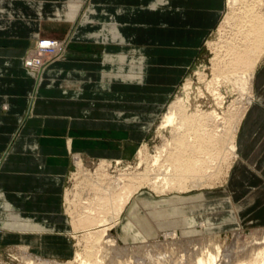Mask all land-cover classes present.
<instances>
[{
  "label": "crops",
  "instance_id": "crops-1",
  "mask_svg": "<svg viewBox=\"0 0 264 264\" xmlns=\"http://www.w3.org/2000/svg\"><path fill=\"white\" fill-rule=\"evenodd\" d=\"M172 1L175 0L169 2L172 10H182L183 13L178 14L172 11L173 15L168 13L166 17L170 18L162 21L165 24L163 29H178L175 32L163 31L160 40H151L149 39L152 37L151 33L145 28L134 30L133 22L127 23L125 19L119 21L115 16L124 37L121 41L79 40L75 47L82 46V49L78 47V50L81 53L92 55V58H71L68 50L64 57L46 64L37 79V76L29 75L22 64V57L27 47L31 46L37 37H55L47 34L21 36L15 32L12 34V31L10 33L0 32V220L4 219L3 203L6 202L12 210L34 220L45 218L49 222L58 221L56 216L62 214L59 206L61 188L64 177L72 165L71 155L78 153L85 161L100 157L121 158L126 155V142L124 141L137 140L138 138L134 136L141 137L145 134L146 126L150 124L153 117L151 115L154 114L153 112L159 113L167 104L170 93L189 65L190 54L197 49L198 44L194 45L191 41L192 33L184 30L186 24L184 22L191 23L189 24L191 28H196L198 24L197 26L202 30L207 29L205 18L196 7H185L180 4L174 6ZM3 4H0L4 9H0V15L4 17H0V22L5 20L7 14ZM140 9L147 8L142 6ZM123 17L129 16L124 15ZM144 17L145 15L142 19ZM27 27L32 26L27 25ZM4 29V26L0 28L1 31ZM101 35L104 38V27ZM103 56L111 61L110 67L128 69L126 72H109V76L114 79L117 77L126 80L133 79L143 91L146 85L148 89L150 88L147 90L148 94L141 91L146 98L143 101H121L122 104L131 107L135 103L140 109L147 110L144 114L149 115L147 121L135 119L131 115L122 117L124 113L116 111L117 102L115 100L104 102L97 100L101 93L98 88L102 85L100 82L102 78L107 77V74L101 72L100 58ZM260 63L255 71L254 88L259 86L258 75L260 77L264 72L263 62ZM149 77L151 80H145ZM152 78L155 80L152 81ZM127 83L132 82L127 81ZM263 92L264 86L262 89L257 88L254 100L257 99L258 102L253 100L247 108L237 135L239 167L234 173L236 178L241 177V174H246L247 177H244L243 182L249 185L243 183L242 187L238 183L227 182L217 193L204 194L205 199L203 200H199L201 193H197L189 197L182 196L183 198H179L181 202L176 201L177 204L182 205L184 204L182 202L186 201L192 202L188 204L193 205L200 203L199 212L208 214L211 218L214 213L221 216L226 213L224 211L215 212L222 209L207 208L208 201L216 200L218 201L215 202L216 205L222 206L225 203L227 207L232 202L233 210L235 212L238 210L236 212L238 220L250 217L264 220V172L259 169L263 162L261 158L264 157ZM108 93H111L110 89ZM101 108L107 109V112L101 113L99 111ZM117 112L120 115H117ZM118 117L121 119L119 124ZM134 124L140 128H134ZM251 157L260 159L250 161ZM258 161L259 166H257ZM227 189L229 190L228 197ZM219 193L223 196L221 199H217ZM140 197L142 195L139 194L136 197L138 204L145 208L152 205V208L147 211L154 209L158 213L165 210V207L157 209L156 205L169 204V198H171L162 197L158 200H149ZM173 198L176 199V197ZM144 199L149 203L141 204ZM54 208L58 210L53 211ZM256 208L259 209L257 213L259 216L253 218L252 212ZM198 210L194 209L192 212L197 213ZM136 212L137 203L131 200L125 214L129 219L138 221L140 236L133 230L134 226L130 221H126L121 226V231L122 227H130L127 233L130 232V235L134 237L132 241L137 238L143 240L153 238L155 236L154 227L158 231L177 227L175 221L164 217L156 218L155 226L152 227L144 218L139 219ZM42 215L45 217H38ZM193 218V216L187 217L182 221L186 219L188 222L184 223L192 225L194 224ZM205 221H209L207 217ZM160 222L165 223L166 227L159 229L157 223ZM148 232H150V237H148Z\"/></svg>",
  "mask_w": 264,
  "mask_h": 264
},
{
  "label": "rangeland",
  "instance_id": "rangeland-1",
  "mask_svg": "<svg viewBox=\"0 0 264 264\" xmlns=\"http://www.w3.org/2000/svg\"><path fill=\"white\" fill-rule=\"evenodd\" d=\"M229 0H175L172 1L174 6H178L179 4L185 7L197 8V11L202 14L206 21V31L202 30L197 26L196 28L189 27L191 23L185 24L186 31L191 32V41L192 44L197 45V49L195 52L191 53L189 56V65L182 73L180 79L178 80L177 84L175 85L173 91L170 93L167 104L159 111V113L152 114L154 116L150 120V124L145 129V134L141 137H137V140L133 141H124L126 147V155L122 156L121 158H114V159H107L100 157L94 160H82L81 156L78 153H73L71 155V162L69 170L67 171L64 181L62 184L61 190V198L59 199V206L60 212L62 214L57 215L56 218L59 219L58 221L49 222L45 218L40 220H34L31 217L24 216L16 212L15 210H9L4 208V219L0 220V264H25L24 260H21L20 250L23 247H27V253L30 254L31 257H38L41 259L46 260H53L60 264H64L66 262H74V255L77 250H81L84 246L81 240H84L83 230H76L75 229V222L71 213L67 211V203L65 201V193L74 189L77 184H83V174L78 173L76 168V162L81 161L83 167L88 170L91 174L97 168L99 162L101 160H106L111 163L110 167L108 168V173L111 176H117L118 173H133L135 170L138 172H142L144 170V165H140V160L138 158V151L142 145H146L147 148L151 151L153 147L160 144V140L155 136L156 133V126L160 121V117L162 113H165L167 110V106L175 101L176 98H183L184 92L183 88L187 81L191 84L189 95H190V107L189 113H194L196 108L200 106L203 112H212L216 111L221 117L223 115L229 116L230 113L235 112V107H239L241 104L239 102V94L235 91L230 84H227L225 81L217 83L214 87L218 89V93L221 95V105H217V101L215 97L212 95L210 90L206 88V82H209L213 79L214 73L212 72V65L213 61L216 58L214 63H220L222 66L223 60L227 59V55H225L224 49H220V51L214 50V46L211 48L209 44H217L220 42L221 33L219 32L220 26L223 23L226 14L229 13L228 2ZM170 0H0V4L4 5L5 10L7 11L6 17L4 21L0 22V26H4V30H0V32L6 31V33H10L12 31L23 35H51L55 38H47V37H37L35 42L38 40H54L57 44V50L53 53H45L44 55L37 54L34 51L35 42L28 46L25 54L22 57V64L29 73V75L37 76L43 70V68L51 62L52 60H57L60 57H64L66 51L71 53L69 57L71 58H82V57H90L92 55H87L86 53H81L82 46L78 50V47H75L76 42L79 40H95V41H121L124 37L120 32V26L118 21H124V19L128 22H133L135 24L134 30L137 28L146 29L151 33L152 37H149L151 40H160L163 31H170V33L175 32L178 29H163L164 23L163 19L170 18L166 17L169 15H173L171 12L175 11L178 14L183 13V11H179L178 9L172 10L170 5ZM249 4L247 6H254L257 12L264 13V0H248ZM246 3V2H245ZM254 4V5H253ZM144 6L147 9L141 10L140 8ZM243 6V2L240 0H233L232 2V10H240ZM1 7V6H0ZM0 9H3L2 7ZM4 10V9H3ZM9 14V15H8ZM129 16L124 18L123 16ZM145 15L144 19L142 17ZM116 16V17H115ZM201 16V15H200ZM3 18L4 16H1ZM27 25H31V28H28ZM15 26V27H14ZM0 27V28H1ZM103 27L105 31V36L103 38ZM198 27V28H197ZM14 28V31H13ZM182 30V31H184ZM230 31L228 28L226 29V33H224L225 37H231L229 35ZM175 35V34H174ZM189 35V34H188ZM237 35V34H236ZM235 35V36H236ZM159 36V37H158ZM223 36V35H222ZM182 37H185L182 35ZM202 38V39H201ZM193 39V40H192ZM170 41V40H167ZM179 41V40H175ZM183 41V40H182ZM188 41V40H184ZM200 41V42H199ZM78 51V52H77ZM80 51V52H79ZM223 52V53H222ZM79 53V54H78ZM220 55H218V54ZM83 55V56H81ZM108 55V54H107ZM215 55V56H214ZM218 55V56H217ZM41 62V67L38 69H29L24 65V62L29 57H37ZM92 56V57H91ZM106 56V55H105ZM105 56L101 57L102 65H101V72L107 74L106 78H102V82H100V95H98V99L100 102L108 101V100H115L116 104V111H121L122 117L124 115H131L135 119H139L142 121H147L149 119V115H144L147 113V110L140 109L137 107L138 105L133 103V107L130 105L122 104L121 101H143L144 95L141 94V87L135 83L132 79H125L119 78L116 79L109 76V72H123L128 71L124 69H119L117 67L112 68L110 67V62L105 58ZM96 57V56H94ZM226 59H223V58ZM97 58V57H96ZM214 58V59H213ZM264 58V57H263ZM128 62V60H127ZM264 65V59L261 61L260 64ZM262 65V66H263ZM117 66V65H116ZM202 68V73L204 76L203 81H199L198 76L194 72V69ZM223 69H221L222 71ZM194 72V73H193ZM261 74V73H260ZM112 75V74H111ZM116 77V76H115ZM259 78V86L261 89L264 86V72L258 75ZM40 79V77H39ZM103 79H105L103 81ZM154 81L155 78H152ZM188 79V80H187ZM145 80H151L149 77ZM187 80V81H186ZM101 81V79H100ZM130 81L132 83H127ZM151 81V82H152ZM111 82V83H110ZM111 84V85H109ZM136 84V85H135ZM151 84V83H150ZM150 86V85H148ZM254 86V84H253ZM231 87V88H230ZM257 87V88H258ZM254 88V87H253ZM257 88H254L253 95H255ZM111 90L109 94L108 91ZM150 89V88H149ZM147 85L144 87V94H148L147 90H149ZM183 89V90H182ZM233 89V90H232ZM116 90V92H115ZM231 90V91H230ZM234 91V92H233ZM238 94V95H237ZM264 95V92H263ZM143 96V97H142ZM110 97V98H109ZM255 98V96H254ZM237 99V100H236ZM238 102V103H237ZM253 102V101H252ZM254 102H258L257 99ZM239 104V105H238ZM101 113L107 112V109L103 110L101 108L99 110ZM98 112V110H96ZM119 112H117V115ZM127 113V114H125ZM225 116V117H226ZM119 120L118 117V124ZM140 122V121H136ZM137 124V123H136ZM138 125H140L138 123ZM134 124V128H138L139 126ZM142 127V126H141ZM140 128V127H139ZM140 139V140H139ZM254 159V161L260 159L258 157H251L250 161ZM263 162L259 166L264 172V157L261 158ZM119 161L116 164V161ZM238 159L232 166L231 170L229 171L226 180L222 184H215L211 189L208 188H194L193 190L183 192V193H168L165 195H156L151 190L147 189L146 187L140 188L136 194L133 195L132 201L137 203V212L136 215L139 219H145L149 225L152 227L155 226V219L159 217L168 218L173 220L174 223H177V227H173L170 229H166L164 231H158L154 227V234L153 238L148 240H143L141 238H137L135 240L130 232V227H122L121 226L126 222L130 221V223L134 226L133 230L140 236V231L138 227V221L132 220L131 218L126 216V209L129 206V203L125 206L123 211L119 217V224L113 225V229L111 228V233L116 240L117 243V254L120 252L127 251L129 249L137 250L141 245L147 246H160L162 244L177 242L181 245H186L192 241H198L201 239H214L217 241L219 245H221V249L224 250L225 246H229L233 243L234 235L239 234V237L245 238L248 240L251 235L256 231L257 233H261V230L264 229V220H257V219H245V220H238L236 216V212L233 210L234 204L231 202V205L227 207V205L220 206L219 204L216 205V200L208 201L207 208H218L222 210H217L215 212H222L224 211L226 215L221 216L220 214L214 213L212 217L202 214L199 212L200 203L196 204H188L192 202H182L184 204L180 205L177 204L176 201H179V198L189 197L190 195H194L197 193H201L200 199H205L204 194H209L211 192H218V190L227 182H234V184H240L243 187V180L244 177L246 178V174H241L236 178L235 169L239 167ZM76 168V169H75ZM77 170V171H76ZM118 172V173H117ZM262 172V173H263ZM119 173V174H120ZM235 174V176L233 175ZM242 173V172H240ZM75 174V175H74ZM264 176V174H263ZM73 177V178H72ZM81 180H80V179ZM76 179V181H75ZM247 183H250L247 181ZM245 184V183H244ZM74 185V186H73ZM249 185V184H245ZM226 195H228V189L226 190ZM203 192V193H202ZM85 193V192H84ZM142 195L143 198H147L149 200H158L162 197L167 198L171 197L169 204L166 203H159L156 205L155 208L159 209L161 207H165V210H162L158 213L154 211V209L148 212L149 208H152V205L148 207L141 206L138 204L137 195ZM198 194V195H199ZM84 195V194H83ZM217 199H221L223 196L218 194ZM183 196V197H182ZM197 196V195H196ZM212 196V195H211ZM211 196L209 198L213 199ZM140 197V198H142ZM173 197H176L173 198ZM175 199V200H174ZM193 199V198H191ZM216 199V198H215ZM196 201V200H194ZM214 201V203H212ZM227 201V200H226ZM218 202V201H217ZM216 202V203H217ZM149 203L148 200H142L141 204ZM223 203V202H221ZM4 204V203H3ZM154 205V203H153ZM193 207H192V206ZM215 206V207H214ZM227 207V208H226ZM197 209V213H193L194 209ZM179 209V211H178ZM181 209V211H180ZM58 209L54 208L53 211H57ZM133 210V209H132ZM259 210V209H258ZM258 210L252 212V217L255 218L259 216ZM220 211V212H219ZM194 217V224H185L188 221H182L184 218ZM207 220L205 221L206 217ZM39 218L45 216H38ZM21 218V219H20ZM27 218V219H26ZM26 219V220H23ZM32 220V221H31ZM45 220L46 224L50 227L56 228L57 231H50L41 233L42 235L37 236L31 232L21 231L19 230L20 225L23 223H27L30 225H39L42 224V221ZM203 221V222H202ZM30 222V223H29ZM185 222V223H184ZM211 224V225H210ZM203 225V226H202ZM159 229H163L166 227L165 223H157ZM168 226V225H167ZM5 227V228H4ZM14 227V228H13ZM125 235H123L122 233ZM173 232L176 233L175 237H172ZM150 232H148V237H150ZM202 236V237H201ZM199 237V238H197ZM82 238V239H81ZM224 242V243H223ZM81 243V244H80ZM222 243V244H221ZM224 247V248H223ZM19 249V250H18ZM133 250V251H134ZM18 253V254H17ZM20 255V256H19ZM112 256L108 257V263L112 264L115 261V257ZM75 264V263H73Z\"/></svg>",
  "mask_w": 264,
  "mask_h": 264
},
{
  "label": "bare ground",
  "instance_id": "bare-ground-1",
  "mask_svg": "<svg viewBox=\"0 0 264 264\" xmlns=\"http://www.w3.org/2000/svg\"><path fill=\"white\" fill-rule=\"evenodd\" d=\"M229 1V13L219 29L220 42L209 44L214 50L224 49L227 59L224 57L226 60L220 66L213 58L214 75L206 82V88L220 106L222 97L214 86L225 81L238 92L241 105L235 107V112L228 117H221L216 111L203 112L200 106L194 113H189L191 84L187 79L182 89L185 96L176 98L167 106L156 126L155 136L160 144L151 151L142 145L138 151L140 165H144L142 172H117V176H111L108 173L111 163L101 160L91 174L81 161H77L75 166L78 173L83 174V184L76 182L74 189L65 193L67 211L74 218V227L84 233L81 236L84 240L80 241H84V246L76 251L73 263L107 264L108 257L113 254L115 261L112 264H264V229L260 234L255 231L248 240L235 234L233 243L223 247L224 250L214 239H201L186 245L177 242L157 247L141 245L137 250L129 249L119 254L111 233L113 225L119 224L121 212L140 188L146 187L156 195L183 193L196 187L211 189L226 180L236 162L238 131L254 100L255 71L264 57V13L257 12L251 4L247 6L248 0H240L244 7L232 10L233 0ZM227 28L231 37L224 36ZM51 47L57 50L56 43ZM201 70L194 69L199 81L205 76ZM3 207L12 210L6 202ZM19 230L37 236L57 231L44 221L39 225L23 223ZM175 236L173 232L172 237ZM20 254L25 264H60L31 257L27 247L21 248Z\"/></svg>",
  "mask_w": 264,
  "mask_h": 264
},
{
  "label": "built area",
  "instance_id": "built-area-1",
  "mask_svg": "<svg viewBox=\"0 0 264 264\" xmlns=\"http://www.w3.org/2000/svg\"><path fill=\"white\" fill-rule=\"evenodd\" d=\"M54 44V40H38L37 42H35L34 51L40 55H44L46 52L53 53L54 49L51 47V45ZM24 65L29 69H38L39 67H41V62L38 57H29L25 60Z\"/></svg>",
  "mask_w": 264,
  "mask_h": 264
}]
</instances>
